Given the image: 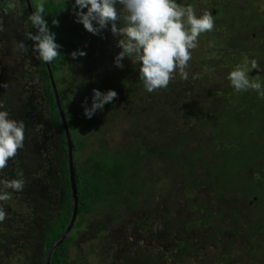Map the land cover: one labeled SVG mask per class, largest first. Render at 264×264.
I'll return each mask as SVG.
<instances>
[{"label":"rangeland","instance_id":"1","mask_svg":"<svg viewBox=\"0 0 264 264\" xmlns=\"http://www.w3.org/2000/svg\"><path fill=\"white\" fill-rule=\"evenodd\" d=\"M42 1L29 0L32 6ZM178 3L191 4L197 15L210 10L214 27L201 33L198 47L191 50L188 78L177 72L167 87L152 92L139 79L137 62L125 57L123 67L114 64L120 49L108 28L93 34L74 19L72 10L60 14L59 32L72 42L73 50L86 53L76 59L67 53L57 73L65 101L86 97L93 88L117 92L113 105L91 118L83 114L75 132L82 141L78 157L113 158L125 147L165 149L178 144L182 160L198 145H219L228 165L240 163L238 179L231 177L232 188L222 197L215 198L205 187L197 198L189 195L191 187L183 186L188 166L145 158L140 175L146 182L130 204L118 210L100 206L82 216L70 264H264V181L255 182L259 200L252 194V179L260 178L255 170L260 167L264 173V149H259L264 143V97L247 104L251 96L233 91L226 78L245 57L255 58L260 66L249 75L264 78V0ZM21 7L17 0H0V102L25 124L23 147L0 171V176L25 180L22 191L0 201L7 212L0 222V264H16V256L22 264H41L39 222L54 216L61 185L55 136L39 100V60L34 41L25 38ZM18 41L28 46L27 51L19 50ZM230 108L239 119L237 126L232 117L220 122L218 113ZM15 202L26 203L20 217ZM206 208L211 210L204 213ZM203 215L210 218L201 225Z\"/></svg>","mask_w":264,"mask_h":264},{"label":"trees","instance_id":"2","mask_svg":"<svg viewBox=\"0 0 264 264\" xmlns=\"http://www.w3.org/2000/svg\"><path fill=\"white\" fill-rule=\"evenodd\" d=\"M17 1L22 5L20 10L24 15L27 32H35L36 29L31 25L28 19L30 12L26 6L25 0ZM42 2L45 5V18L48 21L49 27L56 33L55 39L62 46L58 49L61 54L48 64L70 135L72 168L77 196L76 218L65 238L53 248L50 254L49 264H70V252L75 245L73 240H75V233H78L76 230H78V227L80 226L82 216L96 212L101 207L104 208L110 206L111 208H116L118 210L119 208L130 204L132 197L137 193L136 191H139V187L142 186L143 182H146V179H142L143 177L140 175L142 172L141 164L144 162L145 158L156 159L158 162L164 161L167 165H171L174 162L179 164L180 162L182 163L181 168H187L188 166L186 170L184 169L186 171V177L184 178L183 186L185 188L191 187V194L189 195L198 198V191L205 187L211 189L215 198L225 195L228 189L232 188L230 186L232 185L231 177L236 178V180L238 179L237 171L240 163L237 162L236 164L228 165V161H226V158L220 153L221 149L219 145H213V147L211 146L208 149L203 148V145H198L190 151L191 155H184L185 159L182 158V160L179 159L182 154L179 152L180 148L178 144H172L170 147L167 145L165 149H151L147 146L142 148H136L135 146L125 147L118 151V153H115V157L113 158L109 156H101L95 160H90L89 157H78L82 141L77 140L75 132L78 130L79 125H81L82 122L81 118L83 116L84 106L82 102L86 101L88 106H90L93 93L73 102L65 101L66 94L58 80L57 73L66 64L68 58L67 53L73 50V44L59 32V24L53 25L51 23L53 18H56L59 21L62 12L71 10L72 0H44ZM38 5H31L32 11ZM36 71L39 74L40 79L39 100L44 105L45 113L50 120L51 128L53 129L56 140L57 153L55 160L61 182L57 209L55 210L54 216L51 218H42L38 227L41 239L40 263L45 264V255L48 248L62 234L69 222L73 208V198L69 178L67 140L56 106L54 92L45 62L39 61V68L36 69ZM262 81H264V78ZM101 91H105V89L103 88ZM243 93L244 96L242 97L244 98L248 97V95L251 96V101L248 100L247 104L255 103L259 97L256 91L252 89L243 91ZM113 101L107 102L104 107L113 105ZM236 105L238 108L240 107L238 102ZM231 110L233 109L230 108L229 111L218 113L221 115L220 122L224 121L226 117H232V120L237 126L239 119H235L234 115L231 114V112L235 110ZM213 142V144H215L218 141ZM179 145L181 146V144ZM259 149L261 151L264 149V143L259 146ZM165 154H168L167 157ZM249 159L254 160V157L249 156ZM174 169V171H177L175 167ZM259 169L260 167L255 171L259 174L260 178L252 179L253 186H255V188L253 187L255 192H252V194L258 200L259 198L256 196V185L258 186L259 181H264V173ZM146 172L151 171L146 170ZM200 174L203 175V177H198ZM255 182L258 183L256 184ZM136 184L138 185V188L135 189L134 185ZM10 198H12V194ZM15 203L19 204L15 209L17 214L16 217H20L24 214L23 208L26 207V203ZM209 210H211V208H206L204 213ZM221 210L223 209L221 208ZM209 218V216L203 215L200 219V224L203 225L206 220H209ZM258 227L263 228L261 222L258 223ZM7 232L8 230L6 229V233ZM8 234L13 235V232H9ZM14 260L16 261V264L23 263L21 257L16 256Z\"/></svg>","mask_w":264,"mask_h":264},{"label":"clouds","instance_id":"3","mask_svg":"<svg viewBox=\"0 0 264 264\" xmlns=\"http://www.w3.org/2000/svg\"><path fill=\"white\" fill-rule=\"evenodd\" d=\"M71 10L74 19L87 31L100 34L101 30L108 28L117 37L116 45L120 50L114 56V64L123 67L125 57L137 62L138 77L148 92L167 87L177 72L182 79H187L191 50L198 47L200 34L214 27L210 10L205 9L197 15L191 4L178 3V0H72ZM45 17V5L41 2L28 17L36 31L27 32L25 38L34 41L32 49L39 61L51 63L61 54L58 49L62 46ZM51 23L58 25L59 21L53 18ZM2 27L0 25V29ZM17 46L21 52L28 49L23 41H18ZM85 54L84 49L69 53L73 59ZM253 68L260 69L257 60L245 57L227 73L226 78L233 91L252 89L264 97V81L259 79L261 74L249 75ZM92 93L90 106L86 101L82 102L86 118L103 110L104 105L117 96L114 89L101 91L93 88ZM24 129V122L13 118L0 102V171L23 147ZM24 185L22 176H0V201L9 200L11 193L22 191ZM6 215L5 206L0 203V222Z\"/></svg>","mask_w":264,"mask_h":264},{"label":"water","instance_id":"4","mask_svg":"<svg viewBox=\"0 0 264 264\" xmlns=\"http://www.w3.org/2000/svg\"><path fill=\"white\" fill-rule=\"evenodd\" d=\"M26 6L29 10V12H32V8H31V4L29 2V0H25ZM46 68L48 69V74L50 76V82H51V86L54 92V97H55V102H56V106L61 118V123L63 126V130L65 133V137L67 140V148H68V165H69V178H70V186H71V193H72V198H73V208H72V212H71V217L69 219V222L66 226V228L64 229V231L62 232V234L51 244V246L48 248L46 255H45V264H49V259H50V254L53 250V248L58 245L67 235V233L69 232V230L71 229L73 222L76 218V214H77V196H76V188H75V182H74V175H73V168H72V150H71V140H70V135H69V131H68V127L63 115V111L61 109L60 103H59V99H58V94H57V90L55 87V83L53 81V77L51 74V71L49 69V64L46 63Z\"/></svg>","mask_w":264,"mask_h":264}]
</instances>
